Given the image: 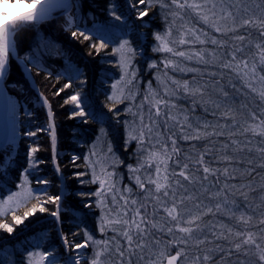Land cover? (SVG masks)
I'll return each mask as SVG.
<instances>
[{"label":"trees","instance_id":"16d2710c","mask_svg":"<svg viewBox=\"0 0 264 264\" xmlns=\"http://www.w3.org/2000/svg\"><path fill=\"white\" fill-rule=\"evenodd\" d=\"M128 1H130L133 8H136L134 12L136 15L139 11L148 8L147 5L138 4L137 0H73L69 12L64 13L63 10H57L50 17L23 26L15 35L14 42L17 56L29 68L38 92L25 76L19 61L9 56L6 72L4 73V85L10 96H13L17 102L21 136L17 147L9 143L5 145L8 149L7 155L10 157V163L0 165V197L17 189L24 179L29 181L31 188L44 185L45 189L41 191L31 189L32 198L17 210L0 217V223H8L14 227V231L11 233L0 229V250L4 246V242L12 244L16 250V243H20L28 235L35 234L38 236L40 231H44L52 236V240L51 244L42 241L40 245L45 248L43 251L48 253L54 251L59 253L60 256L64 255V247L61 241L58 240L56 221L51 215L52 212L56 211L57 203L48 201L49 197L60 196L62 182L65 191L62 196V209L59 210L58 219L60 220L63 239L67 238L73 244L80 243L85 239V231L98 237L94 225L92 227L91 223L86 224L84 220L86 219L85 210L82 209L87 203L91 204L93 198H95L92 195L94 186L88 180L85 151L87 144L92 141L94 135L102 126L100 124L98 127L95 119L96 116L101 117L100 112H108L112 117L110 121L118 122L120 117L115 113L119 110L112 107L114 103L108 100L105 93L99 91V94H96L91 86L97 87V89L100 88L99 85L101 88L103 87L104 82L100 80L101 77L103 78L105 73L111 70L108 69L110 66H114L111 47L118 38L119 32L127 34L126 21H132V26H134V29L129 32L130 38L136 42L137 46L138 44L142 45L145 57H148L152 62H156V67L149 72L144 71V69L141 70L139 78L142 82L147 81L148 83L154 82L157 84V73L152 71L160 69L165 59H172L175 63H181V58L172 54L153 51L158 43L153 38V33H161L168 27H172L173 33L177 34L178 32L177 26H172L171 23L174 19L178 23L180 18L170 14L173 11H178L175 6L171 5L170 0H163L164 3L169 5L168 8H161L160 4L156 3L153 7L148 8L149 14L146 17H136V19L129 12ZM255 3H259L264 7L263 0L244 1V7L241 10L239 9L237 22H239L240 16L264 15V11H262L264 8L262 9L261 6L257 9L250 7ZM245 8L248 9L247 14L244 12ZM164 9L169 13L166 14ZM253 11L259 13L253 14ZM233 13L236 14L235 9ZM117 16L121 19H116ZM182 16H185L189 27L207 32L209 37L214 36L218 41H224L225 43L222 46L219 44L214 45V51L218 57L215 59L205 58L210 61L209 63L185 59L181 66L175 69L168 68L174 76H187L190 87L200 88L202 94L197 93L193 96L186 94L182 87L178 89L174 87L172 92L175 94L166 95L167 98L164 99H177L181 110L185 112L188 118L185 125L187 133L192 134L193 129L199 128L201 131L211 134L200 140H184L181 135L179 142L176 143L180 152L178 156H174V159L181 160L182 165L183 163H189L188 171L193 173L194 177H201L205 175L202 167L195 164L194 161L199 158L201 153H204L205 165L216 170L210 176L213 179H219V182L223 180L222 178L229 179V182L234 180L230 172L233 163H237L238 166L246 165L247 174L244 175L245 178L249 180V184H254L256 188L263 190L259 198H264V153L259 151V149L264 148V137L250 135L248 132L243 131L247 120L251 116L250 101L257 103H262V101L259 98L256 100L250 89L246 90L244 81L235 72L222 66L231 59V53L235 47L241 45V42L237 44L233 40L234 35L231 32L227 35L213 33L214 30L207 25H203L191 10H184ZM68 17H71V19ZM122 18L125 20H122ZM95 24L107 27L110 34L106 38L100 39V32L94 28ZM228 25L232 27L231 22H228ZM122 27L123 29H121ZM73 32H76L77 35L73 36ZM139 32L144 34L145 40L139 39L137 36ZM210 32L213 34L212 36ZM241 32L247 39L243 42L244 52L237 55L243 58V56L255 51L254 45L262 42V38L256 28H248ZM80 33L84 35H80ZM84 36H87L88 39H84ZM102 43L106 47L97 51ZM174 47L177 50L180 46ZM199 47L201 46L199 45ZM180 49L182 51L183 47ZM189 51L190 49L186 50V52ZM181 67L194 69V71H180ZM65 84H69L70 87L65 88ZM229 84L232 85L228 86ZM242 89L246 91L239 92ZM233 90L236 96L231 98L230 91ZM85 92L87 93L86 96L90 97L91 102L95 104H90L92 110L87 112L83 110L85 115L79 116L75 114L80 111L75 107V104L66 103V101L73 95L80 96ZM39 93L45 97L50 106L56 131V134H54L56 141L55 154H53V138L49 135L50 131L45 129L49 118L43 105L39 104ZM224 93H227V96ZM245 93H249V97L245 96ZM225 108H227L226 112L231 110L235 113L234 116L240 118L235 122L236 133L234 136L231 130L227 131L226 125L229 122L232 124L233 119L225 118L223 115ZM83 109L87 108L84 107ZM261 119H264V117ZM116 125L120 127L119 123ZM187 125H191V128H188ZM205 125H207L206 128ZM113 126L114 124L111 125V123L106 125L109 138L112 137ZM161 129L173 132L170 120L163 123ZM30 132L35 133V135H28ZM116 132L120 135L119 130H116ZM217 133L222 134L217 135ZM232 141H236V143L233 144ZM225 145L227 147H224ZM34 148L37 151L29 156ZM2 155H4L3 152H0V156ZM235 155L237 157L244 155L248 158L242 161L236 159ZM225 156L230 159H222ZM54 157L57 160L63 181L52 166ZM225 168L229 170L223 174ZM226 175L232 176L226 177ZM251 178L253 181H251ZM230 188L224 187L222 198H242L239 193L233 192ZM33 205L36 206L35 213H32ZM41 206L45 207L47 211L40 212L39 207ZM25 212L30 214L23 219V223L15 225L12 219L13 216L23 218ZM258 212L246 213L248 217H252V221L254 218H258L253 213ZM76 214L79 217H84V219H81L80 222L77 221ZM223 250L214 253V260H219V264L238 261L230 259L244 255L239 254L237 251L233 252L234 247L226 251ZM175 251L176 248L174 247L169 250L171 253H175ZM248 257L249 254L246 258Z\"/></svg>","mask_w":264,"mask_h":264},{"label":"rangeland","instance_id":"374dc122","mask_svg":"<svg viewBox=\"0 0 264 264\" xmlns=\"http://www.w3.org/2000/svg\"><path fill=\"white\" fill-rule=\"evenodd\" d=\"M72 1L73 0H71V4H72ZM244 1L253 2L254 0H224V6L231 7L232 11H234V9L236 10L237 7L241 10V8L244 7ZM31 2L32 0L10 1L6 5L7 11L9 12V15L18 14L22 12L23 10L27 11ZM216 2L219 5V0H216ZM127 5L129 7L128 9H129L130 14L133 15L134 19H136V17H138V15L134 13L136 8H133L130 1H128ZM258 5L261 6V4L255 3V4L250 5V7L257 9ZM261 8L263 9L264 7L261 6ZM58 9L60 8H57V7L52 8L49 14L46 16H50L54 14L55 11H57ZM164 10L166 14L169 13V12L167 13L166 9ZM254 13H259V12L253 11V14ZM68 18L71 19V17H68ZM122 20H125V19L122 18ZM199 21L202 22L201 20ZM131 22L132 21H126L125 28H126L127 34H121L119 32V36H117L118 38L113 43V46L111 48H112V51L113 49L119 48L120 44L126 40L128 41L129 46L131 47L133 52L127 53L126 51L124 52H114L113 51L112 60H113L114 66H110V68L108 69H111V70L109 72L107 71L105 73L106 76L104 75L103 78L101 77L100 79V80H103L104 82L103 87L101 88V86L99 85L100 88L97 89V87H93L89 85L92 87V89H94L96 94H99V91L105 93L108 100L111 103H114L116 105L115 110L118 109L119 111H116L115 113L119 115L120 119L118 122L113 121V120L107 121L108 123H111V125L114 124L113 126L114 129L112 131L113 134L111 137L113 139L109 138L106 125L102 124V126L96 132L97 134L94 135V138L92 139V141L89 144H87V148L85 151V155H86L85 165H87V172L89 175L88 180L90 184L94 186L92 193H95L96 190L99 188L98 182L96 183L92 182L94 179L93 173L95 172V174L100 176L101 179H104V176L102 175V169H103L106 172L113 173L112 182L115 183L116 188L120 189L121 192L125 187H129L132 189L131 193H123L124 195L129 196L130 199H137L138 201L143 202L145 199L146 193L138 189V187L135 184L134 176L140 175L141 178L143 179L145 176L149 174L148 167L147 165H145V167L142 168L140 172L134 174L129 171L128 166L132 165L133 167H136L138 164L142 163L143 158L146 157L147 155V150H151L152 145L156 143V136L154 133L151 143L147 142L146 140L143 147H141V145H139L137 141L128 140V131L133 127V125H135V127L137 128V133H138V130L140 127L139 114L141 113V111L144 116V122L145 123L149 122L150 106L147 103H142L144 101L145 95L148 92L149 85L151 86V89L155 90L160 97H163V98H167V97L164 94L163 86L160 84L158 80H157V84H155L154 82L152 83H148L147 81L142 82L139 78L141 70L144 69V71L147 70L149 72L153 68L149 67V64H151L152 61H150L148 57H145V52L142 50V45L138 44L137 46L136 42H134L130 38L129 32L134 29V26H132L133 24ZM171 25L177 26V30H178L177 34L172 32L173 40L178 38L179 30L181 29L183 25H187L189 27V23L186 21L185 16L183 17L182 20L178 19V23L174 19ZM227 26L230 27L228 23H227ZM94 28L98 32H100V36H101L99 37L100 39H102L103 37L106 38L108 34H110L107 27L98 26L95 24ZM121 29H123V27ZM168 29L169 27L166 28L163 32H161V34H163ZM241 31L242 30L236 33H232V35H237V34L242 35L243 33ZM213 33H216V32L214 31ZM138 34L139 35L137 36L139 37L140 40L142 41L145 40V36H143L144 34L142 32H139ZM210 34L211 36L213 35L211 32ZM153 36H154V33H153ZM236 42L237 44L239 43V41H236ZM199 45L200 44L184 45V46H180L179 49L177 48V50L180 51L181 50L180 48L183 47L182 51H186L190 49L189 52H192V51H199V48L200 49L203 48L205 49V58L213 59V57L211 55H208V53H214L215 58L218 57V55L214 51L215 47L214 45L210 43V40H208V42H206L204 45H200L201 47H199ZM122 56H126L128 59L131 60V64L128 65L127 74H125L124 70L120 66ZM184 60H185L184 58H181V63ZM192 60H196V59H192ZM181 63H176V64L179 67L181 66ZM181 68H184V67H181ZM170 69H174V68L170 67ZM154 71H156L157 76L160 75L162 76V78L168 81V87L171 90H173V88L176 87L171 83V80L178 81L180 82V84H183L184 81L188 80L187 76H184V75L174 76L169 69L166 70L167 77H163V73L165 71L164 65H162V67H160V69L158 70L154 69L152 72ZM5 72H6V69H5ZM133 72H135L134 78L132 77ZM28 73H30V71ZM122 76H125L126 78H125V81L121 82L119 87L124 88L125 91L122 96L120 95L118 90L116 91V95L120 98V102L117 103L115 100L109 99V97H111L114 92L112 85L115 84L117 81H120ZM128 79H132L133 83L130 85L127 84ZM231 85L232 84H229L228 86H231ZM255 86L259 87V84H256ZM245 87H246V90L250 89L246 85ZM246 90L242 89L239 92L243 93ZM234 93H235L234 90L230 91L231 98H234L236 96ZM86 94L87 93L85 92L79 96V100H80L79 107H77L75 103L74 104H75V107L79 110L86 107L87 109H83V110L87 112V111L92 110V107L90 106V104H92L93 102H91L92 99H90V97L88 98ZM133 94H134V97H133ZM252 94H254L253 96H255L256 100H258L257 98H259V96L253 92ZM244 95L249 97L248 96L249 93H245ZM126 97H132V98H126ZM11 98L15 100L13 96H11ZM167 101H168L169 107L167 108L162 107V115L159 118H157L154 115V110H152V113H153L152 118L157 120L155 132L160 133L161 137L163 138V141L167 143L169 148H171V140H169L168 137H172L173 139H175L176 143L179 142V138L181 135L183 137V133H181L180 131V126H181V123L184 121V117H186V114L183 110H181V106L179 105V103H177V99H169ZM261 101L262 103L250 101L249 104L251 108V113L256 114L257 120L253 121L252 117L250 116V118L247 120L246 127L252 123H259L260 119L264 117V100H261ZM172 105H174L175 107H171ZM129 108H131L132 111H128ZM226 110L227 108L223 110L224 113L226 112ZM15 113H16L15 115L16 116V126H15L16 130L14 131L15 136H12L11 138H7V140L3 142L0 140V143H4V145L9 143L12 146L17 147L21 133L19 131L20 124L18 122L19 115H18L17 110ZM133 113H136L137 115H133ZM168 114L175 115L177 117V121H170L171 125L173 126V132H168L166 130L163 131L161 129V125L167 121ZM234 115L235 113L231 112L228 118L230 120L234 118L236 122L240 118ZM118 123L120 127L116 125ZM53 124L54 122L48 123L45 129L49 131V128H50L51 130L52 128H54ZM232 124L233 126H231ZM232 124L229 122L226 126H227V131L231 130L234 136L236 133L235 123H233L232 121ZM116 130L120 131V135L118 132H116ZM248 133L250 135H253L251 132H248ZM255 136H259V135H255ZM109 148H111V151H109ZM243 156L237 157V155H235V158L242 160V161L247 160L248 157L247 156L243 157ZM175 159L173 157V161L170 162V168H169L170 173L173 170L177 172L179 171V168L174 163ZM179 161L182 165V161L181 160ZM232 165L233 166L230 169V172L232 173L234 177V180L232 182H229L228 181L229 179L227 180V178H222L223 180L219 182V179H213L210 175L208 176L207 180H204L203 176L201 177L196 176L197 179H195L193 183L182 181L184 183V188L179 189L177 192L178 198L181 196V194L185 196L192 195L194 197V199L192 200H186L184 202V205L182 206L184 209L187 210L185 212V219L188 217V214L190 213L191 214H195L199 212L205 213L202 216L201 221L199 222L200 223L199 231L193 234L194 238L203 240L204 241L203 244H200L197 246L193 242V240H189L187 245H183L179 243H169L170 241H176L178 238L182 237L183 234L179 233L178 231H175V229L173 233L171 234L168 233L166 228L171 225L167 224L165 221L162 220L164 213L160 212L158 215L153 217V219L156 221H160L161 224L164 225L165 230L159 231L157 229H152L151 235L145 238V244L147 246L144 247L143 250L133 249L132 252H125V256L123 257L124 264H128L129 260H131V264H149V261H155V264H165L167 255L175 254V253L169 252V250H171V247L176 248V251L179 250L180 248L185 249V257L180 258V264H191V262L197 257L200 258V264H219V260L217 259L214 260V253L218 252L219 250H223V249H225L223 251H226L233 247H234L233 252H236L237 250L235 248V245L238 243L241 244V248L237 252H239V254H244V255H239V257L230 259V260L236 259L238 261H229L223 264H255L257 260V257L254 255L256 251L255 246L254 245H243L242 240L246 237L248 233H253L255 234L256 242L260 243L261 246L264 247V224L259 223V221L262 218H264V198H259V196L261 197L263 190L261 188L260 189L256 188L254 184L253 185L249 184V180H247L245 178L246 176H244L245 174H247L246 165L238 166L237 163H233ZM52 166L55 169V171L59 174L60 170H59L57 160L55 157L53 158ZM190 174H193V173H190ZM223 174H224V171H223ZM232 175H226V177H231ZM251 181H253L252 178H251ZM63 186L64 184L62 182L60 191L61 193L63 192L64 194L65 187ZM44 187H45L44 185H41L40 187L36 186V187L31 188L29 181L27 179L22 180V182L19 184V187L17 189H15L14 191H11L9 194L3 197H0V217H4L8 215L9 212L11 213L17 210L18 208H20V206H22L30 198H32L33 195H32L31 189L41 191L45 189ZM224 187L228 189L229 187H231L230 189H232V191L235 193H239L242 196V198L240 199L239 198H222V195L224 194ZM61 193H60V196L61 195L63 196V194ZM217 193H219V195H217ZM242 193L246 194L247 198H245V195H242ZM113 194H116L117 196H119V194L117 193H113ZM113 194H107L105 197L106 203L108 204L109 207H113L112 205V195ZM93 196L95 198H93L91 204L87 203L82 208L85 210L84 215H86V219H84V217H79V215L76 214V217L78 218L77 221L80 222L81 219L82 220L84 219L86 221V224L91 223L92 227L94 225V228L96 230L95 233H98V235L96 234L98 237H95L93 233L89 232L94 236V239L111 240V238L114 235H116V233L112 232L109 229L108 231H106V233L102 234L98 230V221H99V217L102 214V210L100 207H97V200L99 198L96 197L95 195ZM9 197H12V199H9ZM151 203L152 202L149 200V207H148L149 213H152L153 211ZM92 204H93V207L91 208ZM217 204L221 206L219 210H217L216 208ZM196 205H199V208H197ZM209 208L212 209L211 212L207 211ZM60 209L62 208L57 209V206H56V211H58V213ZM105 211H107V209H105ZM251 211H259L258 213H253V214H256L258 218H254L252 221H250L246 225L243 222H240L238 220V218L242 214L248 217V214L246 212H251ZM52 217L56 221L57 234L59 236L58 240L61 241L64 247L65 253L63 256L62 255L60 256L59 253H56L53 251V253H50L51 255L48 260L41 262L40 253L44 252L43 250L45 248L44 247L42 248V245L40 244L42 243V241L44 243L51 244L52 236L49 235L48 232L40 231L38 233V236L35 234H31V235H28L23 240H21L20 243H16L15 244L16 250L14 249L12 244L4 242V246L0 250V264H30V262L31 264H51L52 260H55V264H64V260L69 256L70 252L73 257H75L77 252H79V254L82 257V264H84V259H83L84 257H87V259L90 260L92 258L93 251L96 246L93 245L89 247L88 249H81V250L71 249L70 250L64 244V239H63L62 232L60 229V223H58L59 220L57 219L58 217H54V216ZM236 233H242L243 235L237 236ZM157 240L160 242L159 244L155 243V241ZM121 244L126 247L122 239H121ZM112 248L113 249L115 248V244L112 245ZM162 250L165 251V256L163 257L160 256V252ZM29 253H32L33 256L30 257ZM206 254L211 256V260L208 262L203 261V256ZM248 254H249V257L246 258ZM120 259L121 258L115 255L114 252L106 254L104 257L105 264H119Z\"/></svg>","mask_w":264,"mask_h":264},{"label":"snow or ice","instance_id":"6c2138e0","mask_svg":"<svg viewBox=\"0 0 264 264\" xmlns=\"http://www.w3.org/2000/svg\"><path fill=\"white\" fill-rule=\"evenodd\" d=\"M10 2V0H0V73L5 69L9 56L14 50V37L18 33V30L21 29L25 25H29L39 19H43L49 12L52 7H70L69 4L63 3L60 5H56L50 2V0H32L29 8L25 12H20L15 15H9L7 11L6 5ZM140 5H147L148 8L153 7L156 3H159L161 8H168L169 5L164 3L163 0H137ZM171 5L175 6V9L178 11H173L170 14L174 17H179L183 19L182 12L184 10H191L198 18L203 22V24L211 27L216 33L227 35L228 33H236L240 30H246L248 28H256L259 30L260 37L262 38V42L256 43L254 45L255 51L250 52L248 55L243 56V58L238 57L237 54L244 52L243 42L247 39L245 35H234L232 38L235 41L241 42L240 46L234 48L231 53V59L224 63L222 66L227 69H231L235 72L240 78L244 81L245 85L251 89L253 93H256L261 100H264V15L256 16V15H245L240 16L239 22H237V16L239 15V8L236 9V14L234 15L231 7L224 6V0H219V5L216 0H170ZM259 7V5H258ZM148 8L144 11L138 12V18L146 17L149 12ZM264 11V10H262ZM245 14H247L248 9H244ZM116 19H121V17L117 16ZM231 22L232 27H228L227 23ZM73 36H76L77 33L73 32ZM80 35H84L80 33ZM84 39H88L87 36H84ZM154 39L158 42L157 46L153 48V51L163 52L172 54L178 58H184L187 60L196 59L203 63H209L210 61L205 59V49L201 48L199 51H178L176 50L175 45L184 46V45H194L200 44L204 45L210 39V43L212 45H223L224 41H218L214 36L209 37L207 32L200 31L195 27H188L187 25H183L179 30V36L177 39H172V27H169L167 31L163 34L154 33ZM251 43V41H249ZM95 47V46H94ZM106 47L105 44H100L99 49ZM114 52H124L132 53L133 50L129 46L128 41H123L119 48L113 49ZM211 55L213 59H215L214 53H208ZM164 65V73L163 77H167V69L168 68H177L178 65L172 59H165L163 62ZM131 64V60L126 56H122L120 66L124 70L125 74L128 72V65ZM150 68L156 67V62H152L149 64ZM180 71H194V69H184L180 68ZM132 77H135V72L132 73ZM125 76H122L120 81H117L112 85L114 90L113 95L109 97L111 100H115L117 103L120 102V98L116 95V91L118 90L120 95L124 94L125 89L119 87L121 82L125 81ZM157 80L163 86L165 95H174L175 93L168 87V81L162 78V76L158 75ZM170 79V78H169ZM133 80L128 79L127 84H132ZM171 83L176 86V88H183L184 92L189 95H196L197 93L202 94V90L200 88H192L189 85L188 81H184L183 84L180 82L171 80ZM259 84V87L255 85ZM65 88L70 87L69 84H65ZM62 91V90H61ZM227 96V93H224ZM134 97V94H133ZM132 98V97H126ZM75 103L77 107H79V96L73 95L69 98L66 103ZM47 103V101H45ZM142 103H147L150 106L149 109V122H144V116L141 111L139 114L140 127L137 133V128L135 125L128 131V140L137 141L141 147H143L144 143H151L153 139V134L156 136V143L152 145L151 150H147L146 157L143 158L142 163L138 164L136 167L129 165V171L131 173H138L142 168L147 165L149 174L145 176L143 179L140 175H135L134 180L135 184L139 190L146 193L145 199L143 202L138 201L137 199H130L129 196L124 195L123 193H131L132 189L129 187H125L122 192L120 189L116 188L115 183L112 182L113 173L106 172L102 169V175L104 179H101L100 176L93 173L94 179L93 183L98 182L99 188L96 190L95 195L99 199L97 200V207H100L102 210V214L99 217L98 221V230L100 233H106L109 229L116 233L111 240H97L94 239V236L85 231L84 236L86 237L80 243H71L64 239V244L66 247L76 250L88 249L89 247L95 245V249L93 251L92 258L89 260L87 257H84V264H105L104 257L106 254L113 253L119 256L121 259L119 264H124L123 257L125 256V252H132L133 249L143 250L147 245L145 244V238L151 235L152 229H157L159 231H164L165 227L161 224L160 221H156L153 219L160 212L164 213L162 220L167 224L171 225L166 228L168 233H173L178 231L183 234L182 237L178 238L176 241H170L169 243H179L183 245H187L189 240H193V242L198 246L203 244L204 241L194 238V233L199 231L200 229V221L202 216L205 214L203 212L188 214V217L185 219V212L187 211L182 206L186 200H192L194 197L192 195H183L178 198L177 192L179 189L184 188L183 182L193 183L196 177H194L190 172L189 163H183L181 165L179 159L175 160L174 163L179 168V171L173 170L171 173L169 172L170 162L173 161L174 156H178L180 150L176 146V140L172 137H168L171 140V148L167 145L166 142L163 141L160 133L155 132V127L157 125V120L152 118V110H154L155 117L159 118L162 115V107H169L168 101L163 97H160L158 93L151 89L149 85V89L147 94L144 97V101ZM115 108V104L112 105ZM142 107V106H141ZM171 107H175L172 105ZM111 110V109H110ZM128 111H132L131 108ZM231 110L225 112L223 115L225 118L230 116ZM79 116H84L85 112L81 109L79 112L75 113ZM133 115H137L133 113ZM51 116V113H49ZM252 120H257V116L255 113H251ZM187 117H184V121L181 123L180 131L183 133L184 140H200L205 136L211 135L206 131H201L199 128L193 129L192 134L185 132V125L187 124ZM167 120L177 121V117L175 115L168 114ZM233 123L235 120L233 118ZM188 128H191V125H187ZM207 125H205V128ZM245 133L251 132L254 136L259 135L264 137V119H260L259 123L249 124L247 127L243 129ZM222 133H217V135H221ZM28 135H35V133H28ZM231 135V134H230ZM127 143V141H126ZM233 144L236 141H232ZM53 144H55V135L53 134ZM158 146V147H157ZM224 147H227L225 145ZM37 149H32L29 153L31 156ZM111 151V148H109ZM260 152L264 153V148L259 149ZM0 152H3L4 155L0 156V165H6L10 163V157L7 155L8 149L5 147L4 143H0ZM190 159V158H186ZM222 159H230L225 156ZM195 164L202 167L204 180L208 179V176L215 173V169H212L205 165L204 153L199 155V158L194 161ZM154 169V171H153ZM227 168L224 169V172L227 173ZM182 178V180H181ZM183 181V182H182ZM175 186V187H174ZM186 191V189H185ZM119 194L117 196L116 194ZM112 195V205L113 207H109L106 203V195ZM15 195V194H14ZM219 195V193H217ZM242 195L246 194L242 193ZM12 199V197H9ZM61 200L60 196L49 197L48 201L52 203H58ZM149 200L152 202V213L148 212ZM122 202V203H120ZM90 206V205H89ZM199 208V205H196ZM220 205L217 204V210L220 209ZM107 209V211H105ZM36 206L33 205L32 213H35ZM40 212H45L47 209L43 206L39 207ZM211 212L212 209L209 208L207 210ZM30 213L25 212L24 217L13 216V221L15 225H20L23 223V219L26 218ZM52 216L58 217V211L52 212ZM252 217H246L243 214L238 218L240 222H243L245 225L251 221ZM260 224H264V218L259 221ZM0 229L6 230L8 233L14 231V227L10 226L8 223H0ZM237 236L243 235L242 233H236ZM121 239L124 241L123 246L121 244ZM156 244L160 242L155 241ZM115 244V248H112V245ZM243 245H254L255 253L254 255L257 257L255 264H264V247L261 246L260 243L256 242L255 234L248 233L246 237L242 240ZM235 248L237 251L240 250L241 244H236ZM50 253L44 251L40 253L41 262L46 261L50 257ZM230 255V253H229ZM29 256H33L32 253H29ZM160 256H165V251L162 250L160 252ZM185 257V249L180 248L175 251L174 255H167V264H180V258ZM211 260L210 255H204L203 261L208 262ZM31 264V262H30ZM51 264H55V260H52ZM64 264H82V257L77 252L76 256L73 257L71 252L69 256L64 260ZM128 264H131V260L128 261ZM149 264H155V261H149ZM191 264H200V258H195Z\"/></svg>","mask_w":264,"mask_h":264},{"label":"bare ground","instance_id":"6f19581e","mask_svg":"<svg viewBox=\"0 0 264 264\" xmlns=\"http://www.w3.org/2000/svg\"><path fill=\"white\" fill-rule=\"evenodd\" d=\"M50 2L53 4H56V5H60L63 3H67L68 0H50ZM56 7L60 8L59 6H56ZM56 7H52V8H56ZM50 10H49V12H50ZM49 12H48V14H49ZM16 52L17 51H16V47H15V42H14V50L10 54V56L15 57L17 54ZM5 69H6V67H5ZM5 69L3 70L2 73H0V140L2 142L7 140V138H11L12 136H15V132H14L16 130V127H15L16 126V116H15L16 113L15 112L17 110V106L15 105L16 104L15 100L12 99L10 95L5 97L2 94V92H4L6 89V87L4 85L5 79L3 78L4 77L3 73H5ZM30 83L32 84V78L30 79ZM45 101H47V100L44 97L43 103H41V104L45 108L46 114L49 115V113H51L50 106H49L48 101H47V103H45ZM100 114H101L100 118L98 116H96V118H95L96 124L98 125V127L100 124L109 125L110 123H108L107 121L111 120V118H112L111 115H109L108 112H106V111L100 112ZM51 132H56V131L54 128H52ZM60 193H61V191H60Z\"/></svg>","mask_w":264,"mask_h":264},{"label":"water","instance_id":"95a60500","mask_svg":"<svg viewBox=\"0 0 264 264\" xmlns=\"http://www.w3.org/2000/svg\"><path fill=\"white\" fill-rule=\"evenodd\" d=\"M68 4L71 6V0H69ZM61 8H65V7H61ZM67 8H69V7H67ZM13 57H14V56H13ZM15 57H16V56H15ZM23 67H24V70L26 71L28 77H30V79H31L30 73H28L29 70H28L25 66H23ZM32 82H33V79H32ZM2 94H3V96H5V97L9 96V95H8V92H7L6 89H5L4 92H2ZM59 207H60V206H59ZM173 255H174V254H173ZM165 264H167V258H166V262H165Z\"/></svg>","mask_w":264,"mask_h":264}]
</instances>
